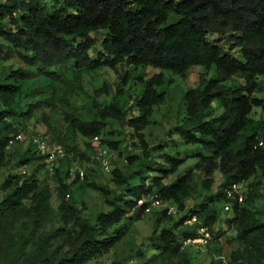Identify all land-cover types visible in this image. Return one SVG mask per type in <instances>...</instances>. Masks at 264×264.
Instances as JSON below:
<instances>
[{"label":"trees","instance_id":"obj_1","mask_svg":"<svg viewBox=\"0 0 264 264\" xmlns=\"http://www.w3.org/2000/svg\"><path fill=\"white\" fill-rule=\"evenodd\" d=\"M170 18L175 20L170 22ZM99 31L103 36L91 59L88 53L95 47L91 34ZM0 62H8L0 68V170L5 165V149L16 133L12 125L28 120L39 108L34 103L24 113L20 111L25 81H46L55 105L64 108L61 121L71 133L88 141L97 138L102 148H118L119 142L103 135L110 124L131 130L142 153V157L125 159L131 166L148 158L141 131L151 125L154 109L165 102V94L157 91L164 84L162 75L144 79V69L167 71L179 78L193 66L202 71L198 84L181 95L177 124L169 130L182 146L191 147L193 153L187 158L195 159L193 169L199 179L189 170L171 184L163 183L185 161L177 151L164 153L163 164L147 170L154 173L148 183L147 175L135 171L137 183L129 185V177L114 169L111 181L123 189L125 197L113 196L107 187L92 183L79 187L97 192L108 207L96 213L90 224L81 216V205L69 198L70 185L78 181L74 175L67 183L71 166L62 179L54 175L55 209L49 189L40 188L36 177L42 165L27 175L7 176L0 184V264H86L107 254L122 239L121 221L140 218L149 203L138 206V200L155 197L176 213L183 212L195 182L208 190L215 171L222 180L213 204L227 203L222 191L231 184L254 181L241 204L229 202L227 225L238 245L232 252L238 263L264 264V221L251 211L257 197L264 207V0H0ZM100 69H122L121 85L139 83L141 92L130 101L122 97L119 83L107 104H97L92 96L84 115L73 116L67 111L69 100L80 91L82 74ZM210 70L213 77L205 79ZM216 108L221 110L218 115L213 114ZM256 109L258 119L253 118ZM31 138L19 157L20 166L37 160L46 163ZM38 138L47 146L60 144L64 156L57 159H67L71 150L59 134L54 140ZM65 195L69 200H64ZM213 204H200L181 215L173 224L178 232L172 226L153 231L149 239L155 254L131 264H191L181 242L194 238L196 227L206 228L214 242L220 236L211 232L220 215ZM165 211L156 213L157 224L171 220ZM192 217L198 224L182 227Z\"/></svg>","mask_w":264,"mask_h":264},{"label":"rangeland","instance_id":"obj_2","mask_svg":"<svg viewBox=\"0 0 264 264\" xmlns=\"http://www.w3.org/2000/svg\"><path fill=\"white\" fill-rule=\"evenodd\" d=\"M175 18H170V22L174 21ZM103 32H95L91 34V37L95 40V47L88 53L89 57L93 59L95 52L99 48V43L102 39ZM8 62H0L1 66H6ZM55 72H59V68L52 69ZM141 73L138 70L137 73ZM161 74L164 79V84L157 91H160L164 95L162 105L155 108L151 116V125L147 126L141 131L143 141L147 148V159L141 160V162H135L131 166H127L125 159L129 156L135 155L142 157L140 146L137 138L131 137V130L119 129L117 124H110L102 132L106 135V139L109 141L119 142L116 151H112L107 147H103L102 150L106 152V160L108 165V171L105 172L102 169L100 160L96 157L98 154H94L92 149L90 150L91 139H83L75 133H71L66 124L61 121L63 116L64 108L56 106L53 100V96L47 87V82L41 78H32L25 81L22 84V89L26 90L25 96H21L19 99V108L24 113L29 105L34 103L39 104V108L32 111L31 117L28 120H20L18 124L12 126L16 129V133L22 135L21 141H15L14 138L8 144L5 149V165L0 170V184L7 176L19 175L24 173L29 174L34 166L42 165L41 169L36 173V177L39 181V187L46 186L50 193V205L55 209L58 201L56 199V177L61 178L64 176L66 168L83 169V174H86V179L78 180L76 183L70 185L69 198L73 199L76 204H80L82 207L81 216L88 223H93L94 216L99 212H106L108 207L105 206L101 196L91 190L85 188H79L82 183L84 184H95L99 186L107 187L113 195H124L123 189L120 186H116L111 181V172L115 169L118 170L124 176H128V184L136 185L137 177L132 175L133 172L137 171L142 175H147L146 183L149 182L151 176L154 175L152 171L157 165L163 164L162 155L164 153L173 155L174 151L180 154V157L185 161L184 163L174 172V174L167 176L163 181L164 184H171L177 175L184 173L185 171H192L194 179L200 178L197 170L193 169L195 159L187 158L190 154L191 147L182 146L177 137L169 131L173 126L177 124V113L179 110L178 103L181 95L189 88L195 87L198 84V78L202 71L200 67L193 66L185 74L183 78L171 75L167 71H159L156 69H149L148 67L142 72L143 78L146 79L153 74ZM122 69H118L117 72H113L107 69H100L95 72L83 73L78 92L74 93L72 98L69 100V109L73 113V116L79 114L84 115L85 108L92 96L97 104L105 105L108 103L114 88L119 85L123 92L122 97H128L131 101L135 95L141 92V85L138 83L133 85L132 82L126 85H121L120 76ZM213 71H207L204 75L205 79L213 77ZM38 88V93L32 94L31 91ZM90 98V99H89ZM2 107L0 106V110ZM254 111V119L260 117L259 110ZM221 112L219 108L214 110V115H218ZM132 115H135L132 113ZM109 123V122H108ZM15 133V134H16ZM59 134V138L65 140V144L68 145L71 150L67 153V159L60 162L53 160L51 163L37 160L36 162L30 163L26 166H20L18 164L19 157L24 155L28 147V140L31 136L43 137L45 140H54ZM55 142L49 143V146ZM57 144V143H55ZM60 145V144H59ZM193 153V152H192ZM78 154L84 156L83 160H80ZM187 158V159H186ZM43 163V164H42ZM83 180V181H82ZM212 184L208 190L200 188L199 183L195 182L194 191L184 202L183 212L172 215L171 220L164 221L157 224L156 213L163 210L164 207L149 202V199L145 202L149 203V212L142 213L140 218L134 222L129 223L127 219L120 222L119 228L124 232L122 239L116 243L107 254L102 255L96 259H93L86 264H131L134 262L140 263L148 260L155 252L151 249L150 235L154 231L157 233L161 228L173 227L174 232H178L173 226L181 215H184L188 210L197 207L200 204H209L214 202V195L217 186L221 182L220 174L215 171L212 174ZM72 178L68 176L67 183H70ZM250 182H254L251 179L244 183L245 190L247 189ZM0 192V196H1ZM259 194V191H256ZM65 198L64 200H69ZM215 208L220 210V215L211 228L212 234L220 233L216 242L210 238L208 247H197V246H184L182 252L186 253L191 264H239V258L233 256V251L238 249V245L233 241L234 232L232 228L227 225V220L230 218L229 213H223L221 211L222 201L217 204H213ZM252 212H256V217L260 221H264V207L259 197H257L251 207ZM126 215L125 217H127ZM240 249V248H239ZM216 250V251H214ZM140 255V257L138 256ZM264 257V245L262 251ZM234 259V261H233ZM159 264V263H155Z\"/></svg>","mask_w":264,"mask_h":264},{"label":"built area","instance_id":"obj_3","mask_svg":"<svg viewBox=\"0 0 264 264\" xmlns=\"http://www.w3.org/2000/svg\"><path fill=\"white\" fill-rule=\"evenodd\" d=\"M14 140L15 141H21L22 135L20 133H16L14 135ZM30 140V139H29ZM31 143L35 145V148L40 156H45V160L48 163H51L53 160H56L57 158H62L64 156L63 150L60 145H52V146H47L44 141L39 140L38 137H33L31 138ZM91 149L96 157L101 161L100 164L102 166V169L107 172L108 171V165H107V160H106V152L102 150V147L99 144V141L97 138H92L91 139ZM258 146H261L262 143L258 142ZM69 177H74L78 180H81L83 178V169L79 168H72L68 172ZM244 183H239V184H231L227 188H225L223 192V197L226 200L227 203H222L221 205V211L223 213H228L231 210V203L229 202H235L236 205H239L243 201V197L245 194V188H244ZM67 198V195L64 196ZM144 201V199H140L136 202V205H141ZM149 202H152L153 204L163 206L166 215H174L176 210L174 207L169 206L167 203H163L160 200L155 199V197L149 198ZM144 213L149 212V207L147 206L143 210ZM195 224H198L196 219L194 217L190 218L189 220L185 221L182 223V227L188 226L191 227ZM196 236L191 239H186L181 242V249L184 246H197V247H204L208 241H209V232L206 228L204 227H196L195 228Z\"/></svg>","mask_w":264,"mask_h":264}]
</instances>
